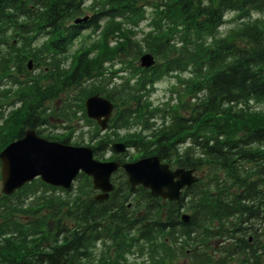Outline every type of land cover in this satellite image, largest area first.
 Returning a JSON list of instances; mask_svg holds the SVG:
<instances>
[{
    "label": "trees",
    "instance_id": "16d2710c",
    "mask_svg": "<svg viewBox=\"0 0 264 264\" xmlns=\"http://www.w3.org/2000/svg\"><path fill=\"white\" fill-rule=\"evenodd\" d=\"M145 5L149 30L131 40L132 29L121 23L137 26L146 18ZM84 11L86 22L71 24ZM263 11L264 0H0V80L16 84L12 102H20L5 118L0 114V150L24 128L41 135L37 127L48 123L44 103L75 88L79 97L72 106L82 117L84 97L98 92L114 106L108 128L136 125L150 132L122 140L134 153L108 157L102 154L111 137L90 134L86 145L97 159L123 162L155 154L172 166L205 170L176 202L151 197L141 187L130 193L121 170L101 202L93 201L90 180L81 174L69 190L33 179L8 196L0 193V264H136L128 262L133 254L150 264L184 257L187 264H264V20L252 17ZM227 14L237 24L219 36ZM80 28L100 29L96 52L74 51L64 67L59 56ZM38 38L45 41L37 45ZM142 51L156 59L147 69L133 64ZM121 56L128 75L110 86L103 64ZM28 58L39 67L32 77ZM175 72L185 75L179 82L193 101H179L186 116L171 109L161 116L168 121L155 128L160 111L150 105L148 92ZM21 73L28 78L17 80ZM70 110L64 100L53 116L63 124L72 118ZM41 136L70 143L69 134ZM218 238L225 244L213 258L208 241Z\"/></svg>",
    "mask_w": 264,
    "mask_h": 264
},
{
    "label": "water",
    "instance_id": "95a60500",
    "mask_svg": "<svg viewBox=\"0 0 264 264\" xmlns=\"http://www.w3.org/2000/svg\"><path fill=\"white\" fill-rule=\"evenodd\" d=\"M76 19L74 23L84 21ZM153 63L149 54L139 57V66L147 68ZM30 69V61L27 63ZM112 105L106 98L95 93L84 100L85 115L95 120L100 129L106 127ZM111 150L123 152L122 143H112ZM120 167L126 175L129 190L135 186L148 189L149 195L168 201H177L180 190L190 186L197 178L193 169H170L161 163L157 156L139 158L120 165L115 161H98L93 159L91 149L84 146L48 141L35 135L32 129L25 130L22 137L7 144L0 151V185L1 192L11 194L24 183L39 178L45 184L68 189L72 179L81 171L91 178L92 188L99 191L93 199L101 201L112 189L110 175ZM183 222L186 215L180 216Z\"/></svg>",
    "mask_w": 264,
    "mask_h": 264
},
{
    "label": "rangeland",
    "instance_id": "374dc122",
    "mask_svg": "<svg viewBox=\"0 0 264 264\" xmlns=\"http://www.w3.org/2000/svg\"><path fill=\"white\" fill-rule=\"evenodd\" d=\"M145 16L146 18L139 22V25L134 27L132 25H126L122 24V26L125 27H130L133 31V35L130 36L131 40H136L138 41L141 39L142 35L147 31L148 28V18L150 16V9L145 5ZM88 11H84L83 14L88 15ZM234 15L233 14H227L225 17L224 22L222 25L218 28L217 35L219 36H225L226 33L232 29L235 28L237 21L233 19ZM252 17H257L259 19L264 20V11L263 12H257L252 14ZM100 23V22H99ZM83 34H87L88 30H82ZM83 34L80 36V38L74 41L73 44L70 45L69 49L67 50L65 54V59L63 62V66H67L68 63L72 60V57L74 56V51L77 52L79 49H84L83 47L87 48V50L91 49L90 54H93L96 52V47L95 44L96 42H99V33L98 31L94 33H89L87 38H84ZM42 39H37L35 44H41L43 41ZM112 43L110 42L109 45ZM94 46V49L93 47ZM138 60L136 59L133 64L136 65ZM103 67L107 70L104 71V80L107 78V83L112 82V85H118L121 83L122 79L128 75V68L127 67V59H125L123 56L119 59H114L107 61L103 64ZM39 72L38 68L33 67V69L30 70L29 76H34L37 75ZM182 76V74H181ZM18 80L22 79V77L18 76L16 77ZM2 85L0 86V89H3L5 87L11 86V89L15 87V85H11L10 81L8 80H1ZM104 83V82H102ZM88 85L87 83L83 84ZM79 97V94L77 93V90L71 89L63 94H61L59 99H55L49 102L44 103V106L48 107L49 110L46 112L47 113V124L38 126L37 129L41 131L42 135H50V136H59L60 134H69L70 139L69 142H74V141H79L80 145H84L85 142L88 141V138L90 134H93L94 132L97 133V136H102V135H109L111 138H127L126 136L131 135L133 133H138L141 136H146L150 134V132H146L141 130L140 128L136 127H131L129 130H116L115 128L112 129L109 128L105 132H100L99 130L96 129V127L85 121V118L81 116V114L77 111L74 112L75 108L72 106V103L74 102L75 99ZM8 100V99H6ZM67 101L71 104V110L70 113H73L72 118L70 120H63V124L67 125V128L63 127L62 122H59V120L55 119V116L53 114L57 111L54 112V110L61 108L63 101ZM148 100L150 102V105L152 107H155L156 109H159L160 112H158V115H155L153 118V127L159 128L161 125L165 124V122L168 121V117L162 118L161 116L163 115L166 116L168 111L171 109L176 110L178 113L186 116L187 115V110L183 109H178L179 107V101L184 100L187 105H191L193 98L192 96H187L186 93H184V90L177 82V79L174 77L173 74H168L164 75L161 77L159 80H157L154 85L151 87V90L148 92ZM15 106V105H14ZM13 106V107H14ZM258 107L255 106L253 109H257ZM52 115V118H51ZM153 129V128H151ZM113 133V134H112ZM186 145H188V141L184 142L179 146V148L182 150ZM134 149L128 150L126 156L130 155L131 153H134ZM110 155V152H107L105 154H102V156H108ZM124 156V157H126ZM205 170L204 168H201L200 170H197V173L202 174L204 173ZM221 243V240H211L210 244L213 246L214 249H216V246ZM128 262H134L136 264H150L148 260L143 258L138 255L134 256L129 255L128 256ZM188 258H180L176 261H174V264H187Z\"/></svg>",
    "mask_w": 264,
    "mask_h": 264
},
{
    "label": "bare ground",
    "instance_id": "6f19581e",
    "mask_svg": "<svg viewBox=\"0 0 264 264\" xmlns=\"http://www.w3.org/2000/svg\"><path fill=\"white\" fill-rule=\"evenodd\" d=\"M222 25V24H221ZM220 25V26H221ZM219 26V27H220ZM219 27H217V30L216 31H218V28ZM76 100V99H75ZM10 105V106H9ZM15 105V102H12L11 104H10V102H0V114L1 113H3L4 111H6V110H10L11 108H13V106ZM9 106V107H8ZM8 107V109H6ZM104 131V129H102V132ZM97 137H102V136H97Z\"/></svg>",
    "mask_w": 264,
    "mask_h": 264
}]
</instances>
